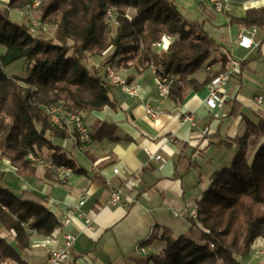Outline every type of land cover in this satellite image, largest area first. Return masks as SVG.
<instances>
[{
	"label": "trees",
	"instance_id": "16d2710c",
	"mask_svg": "<svg viewBox=\"0 0 264 264\" xmlns=\"http://www.w3.org/2000/svg\"><path fill=\"white\" fill-rule=\"evenodd\" d=\"M33 2L8 0L0 9V158L9 160L19 175L34 174L36 165L26 156L31 152L40 155L43 147L54 163L76 173L83 170L63 146L71 134L69 126L52 124L46 107L58 104L76 113L117 108L112 92L115 84L105 74L87 73V53L103 55L111 49L102 66L110 62L137 71L152 67L157 75L169 79L168 96L176 102L225 69L223 54L219 70L208 71L202 81L193 77L221 45L203 22L187 18L171 0H40V20L55 25L54 42L33 36L9 17L10 9H26ZM110 9L107 23L105 14ZM128 9L135 13L129 16ZM225 16L237 26H261L264 5L247 9L243 16ZM163 37L170 39L168 47L157 50ZM17 61L28 64L25 76L6 72ZM115 130L114 123L101 121L92 128L91 141H117ZM217 140L229 146L235 143L236 150L228 166L212 173L208 187L195 201L196 217H188L190 230H197L195 238L174 236L164 229L158 236L164 248L147 261L241 264L236 255L246 257L253 241L264 239V118L248 120L241 136ZM72 143L88 144L79 138ZM189 159L181 154L179 165L186 163L188 168ZM45 203V197L33 191L16 195L0 186V229L4 231L0 234V264H23L21 253L32 236H50L59 226ZM11 231L13 242L8 240Z\"/></svg>",
	"mask_w": 264,
	"mask_h": 264
},
{
	"label": "crops",
	"instance_id": "0c3cea01",
	"mask_svg": "<svg viewBox=\"0 0 264 264\" xmlns=\"http://www.w3.org/2000/svg\"><path fill=\"white\" fill-rule=\"evenodd\" d=\"M173 1L188 18L203 22L221 45L193 74L195 79L202 81L208 71L219 70L223 54L227 60L233 57L241 61L240 71L229 82L223 102L215 110L206 107L208 84L190 90L180 102L169 96L160 97L152 67L142 71L130 68L123 77L128 84L139 86L137 94L130 95L114 85L116 109L106 106L100 111L82 113L90 132L107 120L116 125L115 136L120 139L64 144L82 171L72 170L61 181L48 169L36 166L33 175L22 176L9 160L0 158V186L16 195L30 190L45 197L46 208L59 222L50 236H32L29 247L21 253L23 264L46 260L50 248L61 244L66 230L72 231L76 239L63 264H153L146 258L164 248L165 242L158 237L161 232L165 229L174 236L189 235L188 217L195 209V201L208 187L212 173L230 164L236 144L229 146L217 139L229 141L241 136L248 120L264 118L263 31L256 34L252 49H244L237 44L243 26L231 24L209 2ZM222 1L224 12L237 17L249 8L264 5V0ZM258 95L263 96L261 104L256 102ZM146 105L158 107L156 119L146 115ZM185 116L191 120H184ZM147 151L162 159L151 158ZM184 153L190 158L186 169V163L178 162ZM114 167L117 173L113 172ZM129 179L133 180L131 186ZM107 180L121 188V200L115 206L106 204L110 192ZM85 192L88 197L78 205ZM69 210L73 211L71 222L63 226L60 220ZM90 210L93 218L87 223L79 212ZM0 234H4L1 229ZM11 234L8 240L13 242L14 232Z\"/></svg>",
	"mask_w": 264,
	"mask_h": 264
},
{
	"label": "built area",
	"instance_id": "2783aa9c",
	"mask_svg": "<svg viewBox=\"0 0 264 264\" xmlns=\"http://www.w3.org/2000/svg\"><path fill=\"white\" fill-rule=\"evenodd\" d=\"M214 6L216 11H221L223 6L222 0H205ZM262 30L264 33V23L261 26H257V30H249L240 29L237 36V44L239 47L244 49H252L255 45V36L258 31ZM169 44V40H168ZM168 47V46H167ZM167 47H163V50H166ZM240 63L239 59L232 57V69L229 74L224 75L221 79H218L217 82H209V90H207V95L204 99V104L210 110L217 109L220 104L224 100V92L231 81V79L239 73L240 71ZM105 75L108 80H110L115 85L120 86L126 93L128 94H137L139 90L138 85L128 84L125 79L114 78L113 76V68L111 66H106ZM163 75H157L155 77V86L161 92H163ZM165 97V96H164ZM256 102L261 104L263 102V96H256ZM50 109V116H48L49 121L56 125L57 127H64V125L69 126L71 134L69 137L64 139L63 146L65 143L74 142L76 138H79L80 141L84 143L91 142V134L89 128L86 126L83 120H80V113L71 112L66 110L63 106L54 104L48 106ZM146 115L152 119H156L159 111H156V106H145ZM184 120H191L190 116H185ZM151 158L161 160L160 155H153L149 151H147ZM27 159L32 161L35 165H39L44 167L50 171H52L55 176L64 181L71 173V167L64 164H56L53 162L51 157H45L41 155H35L34 153H28L26 156ZM113 172L117 173L118 169L116 167L113 168ZM128 185L133 184V180L129 179L127 182ZM106 184L110 187L109 196L106 200V204L110 206H115L120 203L121 200V188L111 184L108 180ZM88 197V192H85L82 196V199L79 201L78 205H82L85 199ZM80 216H84L86 218L87 223L91 221L93 218L92 211H88L86 213L80 211ZM73 216V211L69 210L65 213V215L61 218L60 223L63 226H68L71 222V218ZM190 216L195 217L196 211L191 210ZM76 239V235L69 230L63 231L62 233V242L58 246H54L50 248L48 252V257L46 260L41 262L40 264H63L70 257V250L73 242ZM9 264V263H5Z\"/></svg>",
	"mask_w": 264,
	"mask_h": 264
},
{
	"label": "rangeland",
	"instance_id": "374dc122",
	"mask_svg": "<svg viewBox=\"0 0 264 264\" xmlns=\"http://www.w3.org/2000/svg\"><path fill=\"white\" fill-rule=\"evenodd\" d=\"M173 1V0H171ZM8 2V0H0V9L5 8V4ZM40 0H34V2L31 4L30 7L26 9H10L8 11L9 17L17 22L20 23L28 28L30 33L33 36L39 37L44 40H52L53 42L56 41L54 39V31H55V25L49 24V23H43L40 20V11L38 10ZM174 2V1H173ZM176 5V3L174 2ZM177 6V5H176ZM213 10H215L214 6L211 5ZM177 8L180 10V7L177 6ZM181 11V10H180ZM216 11V10H215ZM224 6H222L221 11H216L222 14H225ZM182 12V11H181ZM135 13L134 9H128L127 14L129 16H132ZM183 13V12H182ZM184 14V13H183ZM112 15L111 9L108 10L105 14V21L107 23L110 22V16ZM185 15V14H184ZM187 17V15H185ZM188 18V17H187ZM116 26L115 23L112 24V27ZM170 41V39L168 38ZM157 50H163L161 47L156 46ZM220 49V48H219ZM217 49V50H219ZM2 50V47H0V51ZM217 50L213 51L216 52ZM111 49L106 51L103 55H90L89 53L86 54V66L88 67L87 73L92 74L99 72L100 74H105L106 66H111L120 76L123 77V72L126 70H129L130 68H119L116 66L115 63L107 62L106 64H103L105 57L111 53ZM28 64L25 61H17L5 68L6 72L9 74H15L19 76H25L27 72ZM124 78V77H123ZM82 114V113H81ZM46 152V153H45ZM39 154L41 156L49 157L48 155V149L43 147L39 150ZM39 166V165H36ZM196 211V209H193ZM196 217V216H195ZM191 227V224H190ZM190 234L185 236L189 239L195 238L196 232L190 230ZM157 254V253H155ZM236 258L240 261L241 264H264V239L261 237L256 238L250 248V252L246 257H241L239 255H236ZM8 263V262H7Z\"/></svg>",
	"mask_w": 264,
	"mask_h": 264
},
{
	"label": "bare ground",
	"instance_id": "6f19581e",
	"mask_svg": "<svg viewBox=\"0 0 264 264\" xmlns=\"http://www.w3.org/2000/svg\"><path fill=\"white\" fill-rule=\"evenodd\" d=\"M247 28L249 30H257V25H252L249 27H243L241 29H247ZM157 46L161 47L162 49H163V47H167L168 46V38L163 37L161 42L157 43ZM231 69H232V57H229L227 60V65H226L225 69H223L221 72H219L217 75H215L210 80V82H217L218 79H221L224 75L229 74ZM113 76H114V78L125 79L122 76H120V74H118L114 69H113ZM169 85H170L169 79L166 76H164V78H163V92H161V90L156 88L160 97L168 96ZM207 90H209V83L207 85ZM46 108H48V106ZM156 111H159L157 106H156ZM46 113H47V116H50V109H46ZM80 120H83L81 113H80Z\"/></svg>",
	"mask_w": 264,
	"mask_h": 264
}]
</instances>
